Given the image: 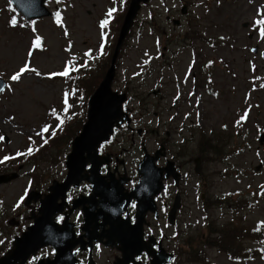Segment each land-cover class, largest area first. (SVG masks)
<instances>
[{"label": "rangeland", "instance_id": "374dc122", "mask_svg": "<svg viewBox=\"0 0 264 264\" xmlns=\"http://www.w3.org/2000/svg\"><path fill=\"white\" fill-rule=\"evenodd\" d=\"M122 1L48 0L46 6L52 12L51 17L24 21L20 14L7 5L6 0H0V77L7 80V87L0 95V164L8 170L7 173L18 172L4 160L7 152L22 161L17 179L0 185V256L10 248L12 238L19 235L20 230L30 223L27 219L28 211L22 206L28 189L33 186L31 189L42 188L46 193L52 181L63 180L66 173L63 163L71 142L68 134L74 130L75 122L84 119V109L78 105L80 101L83 104V92L79 90L72 98L66 97L65 93L72 89L70 83L73 81L70 77L73 74L67 75L70 77L66 80L67 76L59 73L64 72L66 67L73 69L72 67L78 66L75 65L76 58L87 60L93 75L87 83V89L89 94L93 92L97 83L95 81H101L106 67L108 68L106 64L110 61L107 60L104 70L94 63L96 61L101 64L108 52V46L103 50L104 41H101V37L106 34V44L111 41L116 28V21L112 22V18L123 9ZM184 1L192 3L186 17L180 14L179 0H152L149 9L141 8L124 49L120 52L112 90L122 92L129 89L130 95L142 93L140 99L145 101L147 108L154 111V115H151L153 119L164 115L163 125L169 130L180 131L179 126H188L185 115L192 114L193 136L185 128L183 134L190 135L194 141L188 142L189 145L180 156L188 171L192 170L194 160L199 158L201 174L196 179L202 185L204 199L208 196L221 198L225 194L233 193L235 198L241 196L249 199L252 204V207L243 211L244 215L237 216L232 222H229L228 211L208 205L207 221L212 222L211 231L216 230L215 225L229 228V237L259 227L264 231V147L258 148V135L264 132V56H261L264 53V38L256 35L261 31V26L256 21L262 18L260 8L264 10V0ZM111 9L115 11L109 16ZM150 12L156 16L157 36L150 35L148 25L145 26ZM168 12L180 20V28H174L165 21ZM13 19L17 21L15 25L11 24ZM102 20L109 21V28H101ZM194 22L198 23V30L204 38L211 40L210 45L204 41L193 40L191 43L184 39L183 35L188 34ZM163 31L168 36L172 35L171 40L174 39L171 42L166 41ZM37 38L40 44L39 47H34ZM156 40L160 41L158 47L154 44ZM255 45L259 46V50L257 54H252L251 48ZM166 46L170 48V52L175 53V58H171L170 62L167 58L159 60L158 53ZM191 50L201 54H198L199 59L193 71L197 70L199 63L211 62L214 65L206 82L210 83L211 89L217 95L209 96L196 89V96L206 98L205 103L188 104L189 99H185L183 104L170 105L174 88L176 92L193 91L191 76L184 75V71L190 68L188 54ZM180 52L185 53L179 54ZM89 53L90 55H86ZM26 64L29 70L19 80H12L11 77ZM144 65L155 68L156 74L150 80L142 75L143 71L140 69ZM163 66L165 80H161L160 85H164L166 97L164 101H160V98L152 95V91L160 86L158 77ZM78 76L86 75L81 70ZM196 76L199 77L198 74ZM155 82H158L157 86ZM127 106L130 110L137 109V103L133 100ZM171 115L177 116V119L169 120ZM57 116H63L61 128ZM45 127H48V132L42 131ZM163 128L151 137H161L162 133L159 132ZM43 134L54 136L53 147L42 148L45 143L42 140ZM127 134L119 131L110 144L101 147V154L129 150L128 139L131 137ZM4 137L7 138V144L3 142ZM161 138L172 142L176 136L172 137L170 133L169 136ZM177 140L181 144L179 136ZM134 142V149L120 156L125 161L128 172L133 170L132 164L141 158L140 141L135 139ZM156 145L154 140H150L147 148L154 150ZM226 145L229 147H225ZM198 147L201 153L198 152ZM210 147L214 155L207 153ZM40 148L43 151L36 154L33 152V159L28 157L31 155L30 149ZM167 155L169 157L168 153ZM221 155L223 163L218 160ZM229 162L236 167L232 172L233 167L229 166ZM225 167L229 174L219 175ZM30 172L40 178L38 183H35L37 177L32 183ZM189 191L192 192V188ZM19 211L23 214V218L18 216L21 220L20 227L17 229L8 226V219L15 217ZM203 219L200 211L196 209H192L191 215L187 213L182 216L180 240H198L203 233ZM228 242L233 247L237 246V242ZM212 244L213 242L203 250L216 264H264V245L262 248L255 246L251 252L246 248V253H249L247 260L234 263L218 254ZM242 246H250L247 238L238 242L239 250ZM257 248L259 249L256 250ZM255 251L259 252L260 257L255 258ZM109 254L105 253L104 257L112 258L116 253ZM179 257L176 264H205L197 255L189 258L187 252H180Z\"/></svg>", "mask_w": 264, "mask_h": 264}, {"label": "water", "instance_id": "95a60500", "mask_svg": "<svg viewBox=\"0 0 264 264\" xmlns=\"http://www.w3.org/2000/svg\"><path fill=\"white\" fill-rule=\"evenodd\" d=\"M11 1L15 7L25 15L26 18L49 16V13L42 5L44 0ZM141 1L146 2L147 0L131 1L130 8L121 28L116 49L119 48L122 39L132 25V20L136 15L139 8V2ZM116 55L117 50L113 55L110 69L107 71L103 81L100 83L98 89L90 99L87 122L83 125L79 135L76 136L71 143V152L67 155L65 162V166L68 170L65 180L61 184L53 182V185L48 189L50 194L45 196L44 199L40 201V208L38 210L40 213V223L36 222L34 226L28 228L27 232L22 234L21 238L15 239L13 242V249L0 258V264H24L26 258L31 252L36 251L39 247L46 243L43 240L42 244H39L37 234L46 223L51 221V215L54 213L55 209H60L62 204L57 205L58 207H55V204L57 200H63L64 194L69 190L70 186L76 187L84 180L90 182L93 188L92 197H99L100 207L103 210H109L111 213V208H113L114 202L118 198L120 201H117L116 212L114 214L112 213L115 215L114 217H118V214L126 209L130 199L133 197L132 193L128 195L123 194V189L120 186L123 180H121L117 187L118 192L116 197L111 186L107 184L105 179L103 180L97 173L99 166L103 164L104 161L98 159L96 149L100 143L109 139V136L112 134L114 124L121 122V117L123 116L121 112V103L124 101L123 95L118 96L116 93H112L110 89L114 76L113 64L115 62ZM4 86L3 81L0 80V89L3 90ZM2 90H0V92ZM118 120L119 122H117ZM260 143H262V141H260ZM87 164H91V168L87 171L90 173V176H87L85 173V167ZM139 169L140 174H142V172L144 173V177L140 180V186L138 187L139 193L135 195L137 203L136 224L132 227H127L125 224L120 223L117 220L110 221V218H112L110 215L108 216L103 213L104 216L102 217L104 220L106 219L104 225L107 223L109 225V230L107 231L105 237L112 242L118 241L121 245L123 256L117 264H128L133 255L139 256L141 251H146L148 254L154 256V254L149 251L148 246L141 240V227L144 222V213L148 207L143 201L145 200V197L142 194L145 193H143L142 188L144 186L145 179H147L146 173L147 171H151L152 168L148 165H142ZM11 179L13 178L0 177V184L6 183ZM38 198L39 197L36 194H30L27 202L31 199ZM176 206L177 203L174 204L173 209L171 210V217ZM100 236L104 237V234H101Z\"/></svg>", "mask_w": 264, "mask_h": 264}, {"label": "flooded vegetation", "instance_id": "af4514ba", "mask_svg": "<svg viewBox=\"0 0 264 264\" xmlns=\"http://www.w3.org/2000/svg\"><path fill=\"white\" fill-rule=\"evenodd\" d=\"M130 129V128H129ZM130 137V145H134V140L132 136L144 137L147 142V137L144 136L145 132L141 130H133ZM133 134V135H132ZM151 134L153 132L151 131ZM169 136V132L166 133ZM141 145V143H140ZM158 159L155 162V166L158 169L163 170V167L167 165L166 159L172 160L175 169H181L184 172L185 163L181 158L180 154H183L184 146L172 145V142H167L163 140L159 135L157 139ZM157 149L149 153L151 156L155 155ZM169 154V157L167 155ZM140 155L143 156L142 145L140 146ZM112 166H110L111 172L114 173L115 179H120L124 177L126 183L124 184L125 191H132L138 184V173L137 167L139 161L134 162L133 170L126 171V163L117 161V155H110ZM177 161V162H176ZM179 163V164H178ZM172 167V169H173ZM106 168L102 169V174H107ZM161 178L163 176V171H161ZM83 187H86L88 191L84 192ZM158 190L157 183H153L148 186L147 193L152 195L154 207L153 209H148L144 213V222L142 224L141 239L148 249L153 254L161 247L166 250V252L172 255V263L174 264L179 260L180 255V208L175 213V218L173 223L170 224L167 220L168 212L174 202L176 196L180 197V190L176 180L169 178L165 182V186L161 191ZM89 185L83 184L75 193H69L66 196L67 206L58 213L59 215L55 218V221L59 224L64 222L62 226L64 230L69 232L66 235L65 245L69 246L73 255L75 264H116L117 260L122 257V252L119 251L121 247L120 242L110 241L106 246L104 242H107L106 233L109 230L108 223L104 225L105 220L100 217L101 210H99V205L97 204L98 198L95 200L89 197ZM182 194V193H181ZM185 197V195H184ZM186 198V197H185ZM73 200L77 201V207L71 208ZM118 198L115 200L113 208H111L112 213L116 212ZM36 204H30L29 206H34ZM134 205V206H133ZM191 206V205H189ZM35 208L30 209L29 213L33 216ZM112 214L111 220H117L120 223L125 224L127 227H132L136 223V201L131 200L127 208L118 217H114ZM116 226V225H115ZM63 230V231H64ZM104 234V237L100 235ZM116 253L114 257L106 258L104 254ZM151 258L147 256L145 251L140 253V256L133 255L132 259L128 264H150ZM41 262V264H68L67 260L58 261L57 256L54 255V251L51 247L42 248L39 250L35 256L28 259L27 264H36Z\"/></svg>", "mask_w": 264, "mask_h": 264}, {"label": "trees", "instance_id": "16d2710c", "mask_svg": "<svg viewBox=\"0 0 264 264\" xmlns=\"http://www.w3.org/2000/svg\"><path fill=\"white\" fill-rule=\"evenodd\" d=\"M193 34L195 35L196 34V31H194L193 32ZM195 38L197 37V35H195L194 36ZM95 82H99L98 80L97 81H95ZM72 136H73V134L71 133L70 134V137L72 138ZM47 141H48V144H49V146H52V145H54V139L53 138H49V139H47ZM47 145V144H46ZM207 146V145H206ZM57 147V146H56ZM202 147H203V143H202ZM222 202H220L219 201V204H221ZM228 232H229V230L227 229V232H225V230H217V231H215L214 232V237L212 238V240L210 239L209 240V242H208V244H211V242H214L212 245L213 246H215V247H217L218 248V250L221 252V251H223L224 250V248H223V244L225 243V239H224V237L225 236H227V238L229 239V240H235V238L237 237V235H235V238H233L232 236H230L229 237V235H228ZM222 235V236H221ZM242 237H249L250 239H255L257 242H259V241H261V240H264V234L263 233H260V235H258V236H255V233H253V232H250V231H245V233L244 234H240ZM218 236H221V239L220 238H218ZM203 243V242H202ZM201 243V244H202ZM200 244V245H201ZM189 247H191V245H189ZM191 255H192V257H189V258H193V257H195V249L194 248H192V252H191Z\"/></svg>", "mask_w": 264, "mask_h": 264}, {"label": "snow or ice", "instance_id": "6c2138e0", "mask_svg": "<svg viewBox=\"0 0 264 264\" xmlns=\"http://www.w3.org/2000/svg\"><path fill=\"white\" fill-rule=\"evenodd\" d=\"M114 11H115V9H111V10L109 11L108 15L111 16L112 13H113ZM57 17L59 18V14H57ZM16 23H17V21H16L15 19H13V20L11 21V24H12V25H15ZM107 23H108L107 20L103 21V22L101 23V28H104V27L107 25ZM256 23H257V24L264 25V20H257ZM261 35L264 36V28L261 29ZM39 44H40V40H39V38H37L36 41L34 42V47H39ZM29 55L31 56V52L29 53ZM86 55H90V53H89V54H86ZM28 70H29V68H28V66H27V64H26L25 67L21 68L20 71H19L18 73H16L15 75H13V76L11 77V79L14 80V81L19 80L20 77H21V75H22L24 72L28 71ZM70 70H74V69H70V68H67V67H66V68H65V71L62 72V73H59V75L67 76V75H69V71H70ZM0 90H2V89H0ZM66 95H67V94H66ZM65 104L67 105V98H65ZM65 112H67V107L65 108ZM246 116H247V113H245V117H246ZM242 118H243V117H242ZM60 123L62 124L63 121L61 120ZM42 131H43V132H48L49 129H48V127H45ZM53 134H54V133H53ZM45 143H47V140H45ZM133 206H134V205H133Z\"/></svg>", "mask_w": 264, "mask_h": 264}]
</instances>
